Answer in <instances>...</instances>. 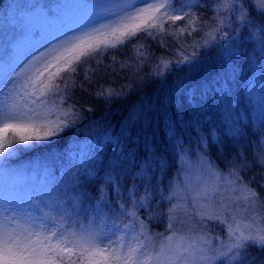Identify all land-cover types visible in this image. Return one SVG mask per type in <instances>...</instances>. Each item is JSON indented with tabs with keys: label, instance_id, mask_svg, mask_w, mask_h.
<instances>
[{
	"label": "snow or ice",
	"instance_id": "snow-or-ice-1",
	"mask_svg": "<svg viewBox=\"0 0 264 264\" xmlns=\"http://www.w3.org/2000/svg\"><path fill=\"white\" fill-rule=\"evenodd\" d=\"M85 7L88 9L85 16L68 20L62 11H53L45 5L41 13L45 23L22 26L12 43L13 49L27 45L23 50L29 54L19 64L15 61L8 66L0 64V132L3 133L0 161H7L13 155L14 144L30 148L32 142H52L74 128L82 116L73 102L69 83L72 88L77 86L73 74L83 71L84 79L91 83L87 65L103 54L115 56L110 49L131 47L138 42L137 38L152 37L157 43H165L160 34L168 21L172 22L169 35L182 37L187 32L190 37L193 33L199 36L191 42L181 41L172 59L159 58L151 69L150 75L162 81L167 73L187 69V76L177 80L178 91L183 90L184 81L204 59L214 60L227 74L235 72L234 61L238 57L247 56L249 66H259L264 73V0H223V3L220 0H96ZM205 9L212 13L210 24L202 22L198 15ZM182 20L184 25L176 24ZM201 23L203 26L199 27ZM249 42L254 49L252 54L245 52ZM199 49H212L216 56L201 57ZM137 55L141 66L148 62V54ZM134 78L137 88L146 82L138 73ZM216 85H220V79L206 82L200 94L211 92L223 101L219 127L223 137L239 146L241 141L249 139L243 124L246 115L233 109L230 89ZM80 87L83 89V85ZM133 89L134 85L128 84L119 91L107 88L95 94L111 102L113 98H126ZM189 91L193 105V120L189 123L199 128L203 105L196 103V88ZM252 94L253 89H249V95ZM22 95L35 97L30 101L34 106L19 110L11 101ZM140 115L137 106L130 116L131 122L140 119ZM21 128L34 131L22 134ZM123 128L118 136L102 131L96 141L88 144L77 140L79 159H75L77 153L69 152L65 175L59 181H52L39 205L29 201L30 206L40 209L39 215L21 213L13 206L11 196L0 199L3 202L0 264H77V259L80 264H249V248L259 246L264 251V223L254 225L243 221L229 204L219 199L224 187L235 194L232 203L243 201L247 208L259 201L256 192L242 183L239 172L250 168L252 163L264 168V87L255 132L260 147L253 148L251 162L244 151L238 150L227 175L222 174L207 152L199 153L196 179L190 174L188 162L182 161L165 187L170 167L167 158L146 145V155L136 171L137 153L125 152L121 142L126 135ZM169 132L170 145L179 149L177 155H186L184 141L176 137L174 127ZM211 137L222 152L223 138L215 130ZM199 143L208 147L203 136ZM109 144L114 145V155L107 168H103L104 156L98 149ZM165 202L167 212L163 213L160 205ZM217 208L223 209L219 215ZM140 209L145 211L148 221L166 218L168 234H149L145 220L138 215ZM193 216L200 223L206 219L219 220L226 228V241L213 247L197 229L177 227L191 225ZM252 220L256 221V217ZM21 224L25 234L21 238L31 245L26 249V259L17 247L20 242L17 226Z\"/></svg>",
	"mask_w": 264,
	"mask_h": 264
},
{
	"label": "trees",
	"instance_id": "trees-1",
	"mask_svg": "<svg viewBox=\"0 0 264 264\" xmlns=\"http://www.w3.org/2000/svg\"><path fill=\"white\" fill-rule=\"evenodd\" d=\"M73 1L96 0H3V3L0 4V64H8L14 59L20 49H13L12 43L19 30L22 26L32 23L35 17H42L41 13L44 11L45 5L51 6L53 11L63 12L69 2ZM198 15L202 22L211 23L212 13L210 11L201 10ZM32 16L33 19H31ZM176 24L184 25V21H177ZM170 25H172L171 21L166 22L164 33L160 34L165 41L163 44L157 43L152 37L137 38L138 42L131 47L125 45L122 49H110L109 51L116 53L115 56L103 54L99 56L98 60H91L87 65V69L91 73V83L84 79L83 71L78 70L73 74L77 86L72 88L71 81L69 83L73 102L79 108L82 119L58 140L48 143L32 142L30 148L14 144L13 147L16 151L13 152V155L7 161H0V165H3L0 167V199L11 196L14 202L13 206L21 213L31 212L34 215H39L40 209L30 206L29 201L39 205L52 181H59L65 175V169L69 164V152L77 150L75 147L77 140L88 144L96 141L102 131H108L113 136H118L125 125L126 128L123 130L126 135L122 137L121 142L126 153L129 150L137 153L136 171H139V164L146 155V145L154 149L157 155L167 158L170 167L164 180L165 187L168 180L175 176L186 155L193 154L194 158L197 150L207 152L224 173H228L231 161L236 159L238 150L244 151L249 161H252L253 148L260 147L257 135H255L259 111H255V103L253 105L251 101L249 89L253 88V84L262 89L258 82L264 83V75L255 74L245 68V57L247 56L238 57L234 61L235 72L229 71L227 74L218 67L214 60L204 59L199 68L194 70L191 76L184 81L183 90L178 91L177 80L187 76V69L167 73L163 81L159 77L150 75L152 67L159 58L172 59L181 41L191 42L193 39L188 36L187 32L182 37L178 34L169 35ZM198 26L202 27L203 24ZM140 35L143 36V33ZM160 36L157 39H160ZM193 36L199 39L196 33H193ZM253 51V46L249 42L245 47V52L252 54ZM138 52L148 54V62L143 63L142 66L137 55ZM199 52L201 57L208 55L214 58L216 56L212 49H199ZM121 64L125 67L122 68ZM137 73L146 80L138 88L135 87L134 78V74ZM217 79H220V85L230 89L233 109H238L246 115L243 124L249 139L241 141L239 146L223 137V131L219 127L223 101L211 92L205 95L200 94L204 91L202 86L206 82H215ZM128 84H133L134 89L124 99L113 98L111 102H106L103 97H98L95 94L97 91L107 88L119 91L126 88ZM80 85H83V89ZM220 85H216V87ZM191 88L197 90L196 103L203 105L199 128L189 123L193 120V105L189 99ZM137 106L141 110V115L140 119L133 123L130 116ZM88 108H91L92 111L88 112ZM173 127L176 137L184 141L186 152L184 156H178L179 149H174L169 143V129ZM213 130L224 140L222 152L219 150V146L212 141L211 132ZM8 135L11 137L12 133L9 132ZM201 136L207 138V148L200 145ZM2 137L3 133H0V138ZM113 149L114 145L111 144L98 149L104 156L103 168H107L109 159L113 157ZM100 175L103 176V171L100 172ZM239 175L242 183L256 192L259 197L258 205L264 211V168H261L257 163H252L250 168L240 170ZM99 183L98 181L97 186ZM93 194L98 195L96 192ZM2 204L3 202L0 201V206ZM44 211L48 210L44 209ZM160 211L167 212L166 202L160 205ZM138 215L145 220L150 233L168 234L166 218L161 217L148 221L143 209L138 211ZM84 223L87 224V221ZM248 251L251 253L249 264H264V251L260 250L259 246L251 247Z\"/></svg>",
	"mask_w": 264,
	"mask_h": 264
},
{
	"label": "rangeland",
	"instance_id": "rangeland-1",
	"mask_svg": "<svg viewBox=\"0 0 264 264\" xmlns=\"http://www.w3.org/2000/svg\"><path fill=\"white\" fill-rule=\"evenodd\" d=\"M96 1H73V2H69L68 7L64 8V11L62 12V14L68 19V20H72V19H79L83 16H85L88 12V9L85 7V5H88L90 3H95ZM221 3H223V0H220ZM31 19H33V16L31 17ZM30 19V20H31ZM45 21L43 19V17H35L34 20H32V23L30 22L29 25H33V24H44ZM195 36H191L190 38H193ZM24 47H27V45H24ZM23 48H21L18 53L15 54L14 59L10 62L12 63L13 61H15L16 64L21 63L25 57L29 54L28 51H24ZM29 51H35V48H29ZM245 68L247 70L253 71L255 72V74L260 73L261 75H264V73H262L261 69L259 68V66H249L248 61H247V57H245ZM10 63L8 64H4V66H8ZM262 87H264V83L262 84L261 81L258 82ZM253 94L250 96L251 101L253 102V105L255 103V111H259V105H260V95H261V88H258L257 86H255L253 84ZM35 97H31V96H21L20 98L15 99L14 101H11L13 103L16 104L17 108L19 110H23L27 107H32L34 105L30 104L31 100H34ZM41 99H43V97H41ZM26 131H34V129H25V128H21V133L24 134L26 133ZM2 133V132H0ZM73 153H77V155L75 156V159L78 160L79 159V155H78V150H75ZM199 153H204L203 151H199L197 150V152L194 154L195 157L193 158V154H188L186 155V158H184V161L188 162V166L190 169V174L193 178V180L196 179L198 173H199V167H198V154ZM222 172V171H221ZM222 174L227 175V173L222 172ZM239 183V181H238ZM234 193H230L229 191L224 190V187L221 188V193L219 195V199L222 200L224 203L229 204L230 208L234 211H236V214L238 215V217H240L243 221L246 222H251L254 225L258 224V223H264V211L260 209L258 203L254 206V207H247L245 208V205L243 203V201H237L235 203H232V196H234ZM223 211V209L217 208L216 214L219 215L221 212ZM255 216L256 217V221L252 220V217ZM141 218V217H140ZM15 224V222H13ZM23 227L24 225H18L17 226V235L18 238H20V242L17 245L18 250L20 251L21 255L26 259L27 258V251L26 249L28 247H30V241L23 239L21 237H23L25 234L23 233ZM177 227L184 229V228H188V227H192L197 229L202 235L205 236V238L209 241H211V245L213 247H219V242L220 241H226L227 237H226V228L223 224L220 223L219 220L216 219H206L203 223L199 222V219L195 216L192 217V223L191 225H177ZM149 234H153L150 233L148 231ZM34 239V237H33ZM125 244L127 246L128 244V240L127 238H125ZM148 242L145 241V245L147 246ZM101 247H103V245H101ZM74 259H76V257H73ZM77 264H80V260L77 259Z\"/></svg>",
	"mask_w": 264,
	"mask_h": 264
}]
</instances>
